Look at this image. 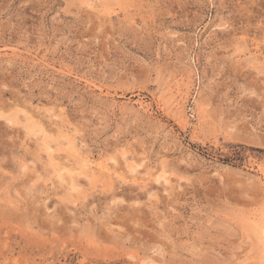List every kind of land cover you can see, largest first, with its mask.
<instances>
[{
  "label": "rangeland",
  "instance_id": "obj_1",
  "mask_svg": "<svg viewBox=\"0 0 264 264\" xmlns=\"http://www.w3.org/2000/svg\"><path fill=\"white\" fill-rule=\"evenodd\" d=\"M0 264H264V0H0Z\"/></svg>",
  "mask_w": 264,
  "mask_h": 264
}]
</instances>
